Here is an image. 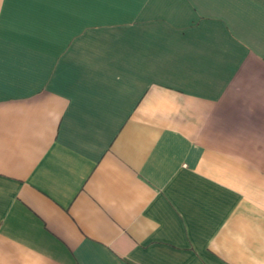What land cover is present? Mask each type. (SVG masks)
Returning <instances> with one entry per match:
<instances>
[{"label": "crops", "instance_id": "1", "mask_svg": "<svg viewBox=\"0 0 264 264\" xmlns=\"http://www.w3.org/2000/svg\"><path fill=\"white\" fill-rule=\"evenodd\" d=\"M0 16V264H264V0Z\"/></svg>", "mask_w": 264, "mask_h": 264}, {"label": "snow or ice", "instance_id": "2", "mask_svg": "<svg viewBox=\"0 0 264 264\" xmlns=\"http://www.w3.org/2000/svg\"><path fill=\"white\" fill-rule=\"evenodd\" d=\"M22 2H24V0H22ZM3 27V17L0 16V29H2Z\"/></svg>", "mask_w": 264, "mask_h": 264}]
</instances>
